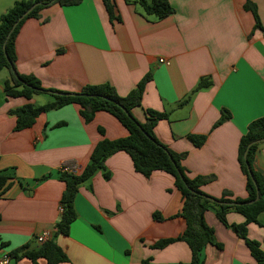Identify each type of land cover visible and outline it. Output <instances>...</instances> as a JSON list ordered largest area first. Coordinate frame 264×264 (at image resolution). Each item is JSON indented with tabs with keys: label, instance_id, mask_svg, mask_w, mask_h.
<instances>
[{
	"label": "crops",
	"instance_id": "0c3cea01",
	"mask_svg": "<svg viewBox=\"0 0 264 264\" xmlns=\"http://www.w3.org/2000/svg\"><path fill=\"white\" fill-rule=\"evenodd\" d=\"M247 1L255 5L264 28V0H169L174 12L163 19L144 15L127 0H114L119 20L113 21L102 0L54 3L20 27L15 69L34 75L44 88L77 92L86 84L109 82L120 96L150 74L141 105L132 109L135 119L145 122L149 109L166 112L154 134L169 149L185 153L182 165L190 177L214 176L201 191L215 198L224 191L245 198L239 140L249 122L264 115V31L253 30V14L244 8ZM8 77L0 79V171L9 176L0 196V260L12 250L37 247V237L50 232L48 239L68 259L57 264H188L191 251L184 241L153 247L185 229L184 220L175 217L182 196L173 176L161 170L143 176L124 151L106 159L108 179L99 171L80 185L74 199L76 219L67 235H54L65 188L61 166L69 163L79 173L99 140L122 138L128 131L106 111L85 122L72 103L43 112L31 127L15 131L9 110L41 104L37 95L7 97L2 83ZM201 77H209L211 85L193 92ZM224 108L230 118L213 127ZM189 135L206 138L196 146ZM252 167L264 177V142ZM154 212L163 220L154 219ZM204 218L221 245L206 247L204 264H256L244 240L212 209ZM226 218L228 224L244 221L235 211ZM247 236L264 250V212L247 225ZM10 264L32 262L20 257ZM37 264L49 263L40 258Z\"/></svg>",
	"mask_w": 264,
	"mask_h": 264
},
{
	"label": "trees",
	"instance_id": "16d2710c",
	"mask_svg": "<svg viewBox=\"0 0 264 264\" xmlns=\"http://www.w3.org/2000/svg\"><path fill=\"white\" fill-rule=\"evenodd\" d=\"M82 0H16L13 5L0 14V71L6 69L9 77L2 83L3 91L7 97H24L31 99L35 95L46 94L50 97L41 105L26 103L22 106L9 110V114L15 116L14 130L19 131L31 127L39 114L51 109H57L66 104H77L79 114L85 122L94 118L98 111H106L113 115L128 131L127 136L117 139L103 138L94 146L89 162L77 173L59 169V179L65 184L60 198L59 219L55 224L54 235L66 234L70 224L76 219L77 213L74 207V199L81 184L88 182L97 172H101L105 179L110 174L105 167L106 159L118 151L126 152L133 163L136 172L149 177L154 171H164L174 178V186L181 193L182 205L175 217L185 222V229L179 235L158 240L153 247L163 248L174 241H184L190 248L191 260L188 264H204L205 249L208 245H221L216 241L214 229L209 226L204 218L208 209H212L215 215L224 225L231 227L236 235L242 238L247 245L256 264H264V250L260 243L247 236V225L257 222V216L264 212V177L252 167L255 154L260 143L255 140L264 137V115L253 119L247 125L246 131L241 135L238 145V163L240 170L246 178L245 198L233 197L230 192L224 191L222 196L215 198L201 191V186L214 179L212 175H197L190 177L186 168L182 165L185 153H176L162 144L154 134V127L160 119H166V112L154 110L146 111V120L141 123L132 115V109L141 105V98L145 84L150 79V74L145 75L125 96H120L113 85L109 82L100 84H86L77 92L61 91L52 88H44L40 80L34 75L19 74L15 69V39L23 22L30 17L37 18L39 11L51 4L57 3L60 6L77 5ZM109 20H119L116 13L114 0H102ZM138 5L144 15H152L156 19H163L174 12L169 0H127ZM35 7L27 14L25 12L35 4ZM246 10L253 14L255 29L262 27L257 15L256 7L250 1L244 4ZM25 14V15H24ZM19 20L9 37L6 39L11 27ZM253 31L249 34L251 36ZM60 52L61 50H57ZM10 63L15 70L14 75ZM211 85L209 77H201L193 92ZM56 93H68L60 95ZM230 118V112L223 109L220 118L213 127L221 124ZM102 132V129H99ZM188 138L200 146L204 142L205 135H189ZM248 148L246 159L244 153ZM247 164L250 167L249 174ZM8 175L0 171V196L9 186ZM255 182V183H254ZM259 191V198L251 204L248 201L255 199L256 190ZM232 202L241 204H232ZM229 211H235L243 215L244 221L239 224H228L226 215ZM153 218L163 220L160 213L154 212ZM12 261L20 257H27L32 264H37L38 259L43 258L49 264H57L67 261V256L57 245L55 240L47 239L37 247L27 249L22 247L9 252ZM183 264V263H180Z\"/></svg>",
	"mask_w": 264,
	"mask_h": 264
},
{
	"label": "built area",
	"instance_id": "2783aa9c",
	"mask_svg": "<svg viewBox=\"0 0 264 264\" xmlns=\"http://www.w3.org/2000/svg\"><path fill=\"white\" fill-rule=\"evenodd\" d=\"M159 61L161 63H167L163 58H160ZM61 167L64 168L65 171H74V166L69 163H64ZM62 209L60 208V211ZM51 236L50 232H44L43 234L37 237L38 243L45 242ZM12 262V258L9 253H5L0 260V264H10Z\"/></svg>",
	"mask_w": 264,
	"mask_h": 264
},
{
	"label": "water",
	"instance_id": "95a60500",
	"mask_svg": "<svg viewBox=\"0 0 264 264\" xmlns=\"http://www.w3.org/2000/svg\"><path fill=\"white\" fill-rule=\"evenodd\" d=\"M35 5H36V3L33 4V5H32V6H31V7L25 12V14H27L29 11H31V10L35 7ZM25 14H24V15H25ZM20 19H21V18H19L18 20H16V22L13 24V26L11 27V29H10V31H9V33H8V35H7V37H6V39L9 37V35L11 34V32L13 31V29L15 28V26L17 25V23L19 22ZM10 66H11V68H12V70H13V67H12L11 63H10ZM13 73H14L15 76H17L15 70H13ZM56 94H60V95H68V93H56ZM261 142H264V137H262V138L257 139V140L254 141V143H261ZM248 148H249V146L247 147V149H246V151H245V153H244V158H245V159H246V155H247V152H248ZM247 167H248L249 174H251V170H250V167H249L248 164H247ZM254 183H255V182H254ZM256 191H257V192H256V197H255V199L248 201L247 204H251V203L255 202L256 200H258V198H259V191H258V189H257ZM232 204H241V203L232 202Z\"/></svg>",
	"mask_w": 264,
	"mask_h": 264
},
{
	"label": "rangeland",
	"instance_id": "374dc122",
	"mask_svg": "<svg viewBox=\"0 0 264 264\" xmlns=\"http://www.w3.org/2000/svg\"><path fill=\"white\" fill-rule=\"evenodd\" d=\"M2 1V3H0V11L1 9L5 8V7H11L13 5V0H0V2ZM8 74V71L6 69H2L0 71V79H4ZM37 104H42L44 103L45 99L48 98L50 99V97H48L46 94H41V95H37Z\"/></svg>",
	"mask_w": 264,
	"mask_h": 264
}]
</instances>
